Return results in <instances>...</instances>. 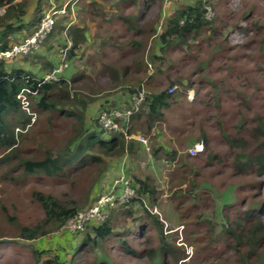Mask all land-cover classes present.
I'll use <instances>...</instances> for the list:
<instances>
[{
	"label": "trees",
	"instance_id": "1",
	"mask_svg": "<svg viewBox=\"0 0 264 264\" xmlns=\"http://www.w3.org/2000/svg\"><path fill=\"white\" fill-rule=\"evenodd\" d=\"M136 1L119 0V7L117 4L116 8L120 9L121 14L116 15V12H111L112 17L107 20L108 25L103 27L107 37L100 39L104 46L112 47L113 53L118 52L115 61L127 60L144 47L142 40H133L134 35H142L143 38L147 33L153 39L152 52L147 55L145 60H134L132 64L133 72L131 71V73L134 75V84L137 86L123 87V91L130 99L129 105L125 109H130L133 95L142 90L144 96L137 112L129 118L128 126L126 127L125 123L121 121L119 122L121 128L119 132L106 134L98 126V117L94 120L86 119L89 106L97 100L95 96L102 91L99 89H111L121 86L124 81H127L126 75L118 73L117 68L107 67L104 62H101L102 70L96 75L97 81L94 80V89L87 88L90 94L85 92L86 83H83L84 79H88L89 73L83 68L69 72L68 78L66 76L67 69H65L66 72L63 71L58 80H44V77L59 65V50L65 48L66 41L71 42V47L66 53L65 61L68 62L88 42L89 23L94 24L97 18H101L98 14L101 4L97 0H81L80 3L85 7L82 9L79 4L75 5L76 21L74 4L71 6L70 3L65 7L64 12L56 17L54 28L44 42L52 40L53 43L58 39L61 42L60 45L54 47V44H50L46 48L42 45L37 52L22 56L23 60L27 57H36L37 59L38 56L42 59H45L44 56L46 59L50 58L45 69L40 71L41 74L43 73L41 77L22 67L7 68L6 62L21 57L0 59V166L11 165V162L15 161L8 170L16 169L21 181L35 177L60 185L68 183L70 186H74L78 179L84 177L88 183L87 186H91V189H94L96 183L116 167V175L107 183L109 186L119 172L117 166L123 157L127 154H136L140 150V145L135 140L125 137L142 134L150 137L151 141L155 139L157 134L152 138L151 131L157 129L159 123L165 120L167 111L182 104L177 97L178 86L184 89L183 95L190 89L195 91L196 95L189 106L204 105L208 111L222 105L221 93L228 94L231 90L230 87L236 88L237 102L231 106L233 109L229 112L232 113L233 117L231 118L236 122L233 129L234 135L221 126V120H215L228 151L222 156L213 153L210 136L207 135L204 128L199 127L197 134L203 143V151L194 157H188L193 161L198 160L199 164L204 163L207 167L213 163L226 162L232 171L230 176L241 179L236 186L239 195L238 202L232 204V201H229L223 204L226 209L236 205L237 210L234 212L236 215L230 219L229 215H225L222 218L220 232L214 236L218 237L222 247L231 250V258H233L231 264H264V115L255 114L249 120L245 113L252 106H260L264 111V95H261V92H264V77L259 75L255 68L248 70L241 62L230 66L232 69L234 67V70H231L228 65L229 58L226 55V51L231 48L230 42L233 34L231 31L240 32L237 34L239 37L240 35L243 37V34H252L253 28H256L257 21L251 19L256 4H249L250 1L247 0L237 4L234 0H193L188 4L177 5L161 20L160 25L159 22L156 24L155 20L146 30L137 26L138 22L145 20L144 14L139 17L127 13L130 8L134 7ZM142 1L144 2V0ZM29 2L28 0L21 2L0 0V10H3L0 13V52L10 49L36 31L42 18L54 3V8L62 7V5H57L55 0L53 4L51 0L44 3L42 0H37L35 6L31 7V13L28 14ZM146 2L148 9L151 4L148 0ZM229 10L237 12L235 13L236 21L232 25L228 22L229 20H223ZM208 11L209 13L213 12L214 16L208 17ZM99 23L95 24L98 29L103 26V23ZM115 23L125 26L124 32L129 35L131 40L126 43L118 41V36L115 37V32L112 31L116 27ZM22 32L26 33L22 39L15 38ZM224 33L226 34L224 35ZM62 34L65 38H61ZM219 37L221 40L216 43ZM61 39L65 41L63 42ZM224 43H227L228 46H224ZM205 44L212 51L207 58L202 60L200 55L204 52ZM154 49H157V52H153ZM259 51H264V43L259 46ZM82 55L79 56L80 60L83 58ZM175 55H180L178 56L179 67L174 61ZM104 56L105 54L101 57ZM108 59L110 58L108 57ZM189 62L195 67L191 68L186 76L185 85H183L181 80L185 76L179 75L180 68L186 67ZM215 62L221 64H218L216 70L212 71L211 67ZM83 63L84 66H88L87 62ZM151 68L153 72L148 75L147 71ZM228 70L230 74L225 79L207 76L214 73L220 75ZM159 76H163V80L155 82ZM99 79L102 83L99 82ZM78 84H81L80 88H74ZM163 85L167 88H163ZM144 87L150 88V91L144 90ZM20 94H24L29 100L27 110L23 108L21 100L18 98ZM68 107H74L77 111L68 110ZM103 110L107 111V109ZM37 114L44 115L42 121L45 126L50 124L54 117L72 118L75 123L73 135L67 140L64 148L55 153L44 149V153L40 157H23L22 144L27 139L23 134L32 132L33 125L37 121ZM244 133L247 135L246 137L243 136ZM190 138L194 140V138ZM191 139L190 142H193ZM184 145L182 144V147ZM162 147L158 143L153 144L152 155L157 157L159 151H162ZM178 152L179 150L168 152L169 160H175L178 157ZM202 154L204 157H199ZM191 174L192 178L189 180L199 177L196 170ZM128 178L134 189L135 197L126 204L120 205V212L115 213L112 207L108 208L109 213L107 212L104 221L88 225V230L83 233L76 249L71 250L70 264H80L82 258L87 256L90 264L92 262L108 264L106 259L99 260L94 257L98 255V251L104 253L102 247L114 236L118 237V246L125 253L137 256V252L131 248L130 241L141 232H152L151 236H146L149 240L155 236L158 238L157 246L148 252L149 261L147 264H172L184 257L183 250L166 240L163 221L161 218L159 219V214L152 212V209L158 207L160 203L155 180L150 176L143 179L129 176ZM182 179L187 180L186 177ZM195 187L196 184L191 183L190 188L193 190ZM254 189L257 190V194L251 195L250 193ZM30 197L43 213L41 220L31 225H24L19 223L17 216L6 215L9 224L15 227V237L26 241L37 242L46 238L48 234L72 218L76 212L86 208H80V204L64 193L55 196L51 193L34 190ZM84 197H88V192H85ZM94 201H91L88 206ZM119 213L130 219L133 224L130 229L120 235L115 231L112 221L113 216ZM210 232H214L213 225L209 229ZM63 233L66 234L65 239L74 235L68 232ZM213 237L207 241L208 246L205 245V250L211 249L217 243ZM15 244L19 243L15 242ZM27 247L31 255L36 257L37 262L42 260V256L49 251L47 248H38L39 246L32 244ZM54 260L55 262L48 261L45 264H60L57 257H54ZM225 264H228V260L225 261Z\"/></svg>",
	"mask_w": 264,
	"mask_h": 264
},
{
	"label": "rangeland",
	"instance_id": "2",
	"mask_svg": "<svg viewBox=\"0 0 264 264\" xmlns=\"http://www.w3.org/2000/svg\"><path fill=\"white\" fill-rule=\"evenodd\" d=\"M97 1L101 4V8L98 11L99 17L101 18H97L96 23H103V26H100V29H98V26L95 25L96 23H89L90 31L88 32V42L85 43L77 54H75L72 60H68V65L65 68L67 72L64 71L67 74V78L69 72L82 70V68L89 73L88 79L83 80V83H86L85 92L89 94L90 91H88V89L93 88L94 80H96L97 77L96 75L102 70L101 62H104V65L107 67L113 66L117 68L119 70L118 73L126 75L125 79L127 81H124L121 86H116L111 89H99L102 91L95 96V99H97L96 102L90 105L87 110L86 119L91 120L97 117L99 120V115L104 112L103 109H107L108 112L116 109L125 110L129 105L128 101H130V99L126 92L123 91V87L136 85L134 84V75L131 73V71L133 72L132 64L134 60H145L147 55L152 52L151 48L153 46V39L149 34L146 33L143 38L142 35H134L133 40H142L144 47L133 54V57L127 58V60L122 59L115 61V58L117 59L118 57V52L113 53L112 47L108 45L104 46L100 39L102 37L106 39L107 37V33H104L105 29L103 27L108 25L107 20L112 17L111 12H116V15L121 14L120 9L116 8L117 4L119 7V0ZM192 1L193 0H148L151 5L147 9L146 0H144V2L142 0H137L134 7L130 8L127 13H132L139 17L144 14L145 20L138 22L137 26L140 29L144 28L147 30L155 20L156 24L159 22L160 25L162 22L161 20H163L177 5L181 3L188 4ZM247 1H250L249 4H256L255 12L251 19L255 20V22L257 21V25L255 26L256 28H253L254 31L252 34H243V37L240 35L241 38L237 34L240 32H235V30L231 31V33L233 32L230 42L231 48L228 47L230 50L226 51V55L229 58L228 65L231 70H234V67L232 69L230 66H234V64L241 62L248 70H253L255 68L259 75L264 77V51H259V46L264 43V0ZM234 2L237 4L238 2H243V0H234ZM79 5L80 9L85 8L82 3H79ZM235 13H237L235 10H229L223 20H229L228 22L232 25L234 21H236ZM74 16H76V12H74ZM213 16L214 13L210 12L209 17ZM159 25L157 26L158 28ZM124 28L125 26L117 23L116 27L112 29V31L115 32V37L118 36L117 39L120 43H126L131 40L129 39V35L124 32ZM225 34L226 33H224V35ZM61 38H65L63 34ZM61 40L63 42L65 41L64 39ZM220 40L221 38L219 37L216 43ZM60 43L58 39L54 40L53 43L52 40H50L44 43L43 47L46 48L50 44H54V47H56V45H60ZM224 46H228V44L224 43ZM211 51L210 47L205 44L204 54L202 53L200 55L202 60L207 58L211 54ZM153 52H157V49H154ZM81 54H83L82 60L79 59ZM103 54H105V56L102 58L101 56ZM178 56L180 55L174 56L176 57L174 61L177 67L180 66ZM44 57L45 59L39 56L37 59L36 57H27V59L24 60L21 57L22 59L19 58L20 60L17 59L6 62L7 68L22 67L28 71L39 74L41 77L43 73L41 74L40 71L44 70L50 62V58L46 59V56ZM108 57L110 59H108ZM82 61L87 62L88 66H84ZM190 64L189 62L186 67L180 68L181 71L179 75L185 76L181 80L183 85H185L186 76H188L191 68L195 67L194 64ZM218 64L221 63L215 62L213 64L211 67L212 71L216 70ZM152 72V68L148 69L147 74L150 75ZM228 74H230L229 70L220 73V75L214 73L207 76L209 78L218 77L217 79H225ZM236 77H238V74H236ZM161 80H163V76H159L155 82ZM99 82L102 83L100 79ZM80 85L81 84H78L74 86V88H80ZM163 88L167 87L163 85ZM230 88L231 90L228 94H220L223 106L221 105L219 108L215 107L214 110L210 109L208 111L204 105L189 106V103L196 95L195 91L190 89L183 95L184 89L178 86L176 89L177 97L182 104L167 111L165 113V120L161 121L157 126L158 130L155 128V130L151 131L150 136L153 138L157 134V137L153 139L152 142L150 137L142 134H133L129 136L140 145V150L136 154H127L124 156L120 161L121 163L118 165L119 167L117 166L118 171L123 169L127 177L143 179L146 176H150L155 180L160 203L158 207L152 209V212H156L154 214H159V219L161 218L163 221V232L166 240L175 247L180 248V250H183L185 254L177 263L174 261L172 264H225L227 260L228 264H231L230 262L233 260V258H231V250L225 249L224 246L222 247L220 240L218 237L215 238L214 235L220 232L222 218L225 215H229V219L234 218L236 215L234 213L237 210V208H235L236 205L226 209L223 207V204L229 201H232V204L238 202L239 195L236 186L240 183L241 179L230 176L232 171L229 169L226 162L213 163V165L207 167L204 163L199 164L198 160L193 161V159H189L188 157L189 149L193 146L194 142L200 140L197 134L199 127L204 128V131L210 136L211 150L213 153L222 156L228 151L225 141L222 140L217 129L215 120H221V126L225 127L229 133L234 135L235 132L233 129L236 122L235 119L231 118L233 117L232 113L229 112L233 109L231 106L237 102V90L233 87ZM144 90L150 91V88L147 89V87H144ZM261 95H264V92H261ZM19 96H21L20 100H25L28 103L29 100L24 94H20ZM257 97L259 96L257 95ZM260 102L263 103L262 100H260ZM67 109L71 111L74 109L77 111L74 107H68ZM245 113L248 119L255 114L264 115L263 108L260 106H252L251 109ZM36 119L37 121L35 120L36 122L33 125L32 132L26 135L23 134L27 139H25L22 144V156L37 158L43 155L44 149H48L52 153L63 149L67 140L73 135L74 120L72 118H66L65 116L58 118L54 117L51 123L45 126L42 121L44 115L37 114ZM248 123L251 122L248 121ZM98 126L101 129L99 121ZM140 136L146 139L147 143L145 146L137 141V138ZM243 136L246 137L247 135L244 133ZM190 137L194 138V140ZM190 139L193 142H190ZM155 143H158L159 146H163L162 151H159L157 157H154L151 151L152 145H155ZM182 144H185L184 147H182ZM171 150H179L177 154L178 157L173 161H170L167 156V153ZM202 156L203 154L199 157ZM14 162L15 161H12L11 165H5L4 167L0 166V233H2V236H0V264H45V262L48 261L55 262L54 257L58 258L60 264H70L69 259L71 250L76 249L77 243H79L83 233L88 230V226H86L81 233H74V235H71L69 239H65L66 234L63 233V225H61L40 241H26L15 237V227L9 224L6 215L17 216L19 218V223L24 225H31L41 220L43 218V213L30 197L31 192L34 190L51 193L55 196H60V193H64L80 204V208H85L91 201H94L99 194L105 193L108 190L109 186L107 183L116 175V171L113 170L111 173L105 174L106 176L96 183V187L91 189V186H87L88 183H86L84 177L78 179L74 186H70L68 183L66 185H60L58 183L43 181V179L40 180L35 177L21 181L22 179L18 177L19 172H16V169L13 171L8 170L9 166L11 167ZM194 170L199 173V177L195 180H189V178H192L191 173ZM185 173H187V175H184ZM184 176L187 179L185 181L182 179L185 178ZM191 183L196 184L193 190L190 188ZM85 192H88V197L86 198L84 197ZM248 192L250 193V190H248ZM250 194H257V190L254 189ZM63 198H65L64 195ZM119 206L120 205H115L112 207L115 213L120 212ZM112 221L114 229L119 235L133 226L131 220L120 215V213L114 215ZM211 224L214 229L213 233H209V229L212 227ZM152 234V232H141L138 236L136 235L137 237L135 236V239L130 241L131 248L137 252V256L125 253L121 247L118 246V237L114 236L102 247L104 253L102 254V251H98V255L94 258L99 260H103L104 258L109 262L108 264H147L149 261L147 257L149 250L155 248L158 244L157 236L153 237L152 240L146 237ZM211 237L216 239L217 243L213 245L211 249L205 250V245ZM15 242L19 244L16 245ZM30 244L39 246L38 248H47L49 251L42 256V260L37 262L36 257L31 255L27 249V246ZM87 258L89 257L82 258L83 260L80 264H90L91 262L87 260ZM92 264H96V262H92Z\"/></svg>",
	"mask_w": 264,
	"mask_h": 264
},
{
	"label": "built area",
	"instance_id": "3",
	"mask_svg": "<svg viewBox=\"0 0 264 264\" xmlns=\"http://www.w3.org/2000/svg\"><path fill=\"white\" fill-rule=\"evenodd\" d=\"M65 7L66 5H64L62 9H56L52 6L42 18L37 30L30 36L24 38L20 43L13 45L10 49L0 52V59L22 57L40 50L41 46L54 28L56 17L64 12ZM207 16L209 17V11ZM70 47L71 42L67 40L65 48L59 50V65L53 69L51 73L47 74L44 77V80H58L59 76L67 67L65 58ZM143 97V91L141 90L137 94L133 95L130 109H116L109 112H102L99 115L98 120L101 129L106 134L119 132L121 130L119 122L121 121L125 123L127 127L129 118L132 114L137 112L143 101ZM18 98L21 99V96L18 95ZM21 104L23 105V108L27 110L28 103L25 100H21ZM125 138L130 139L129 136H126ZM137 141L144 146L147 143L143 136L137 138ZM202 151L203 143L200 139L194 142L193 146L188 151V155L194 157ZM118 173L119 174H117V176L112 180L105 193L99 194L90 206L79 210L72 218L68 219L63 224L62 229L64 232L74 234L83 231L89 224L100 223L105 220L108 208L114 207L115 205H124L135 197L134 189L131 187L129 178L125 175L124 170L120 169Z\"/></svg>",
	"mask_w": 264,
	"mask_h": 264
},
{
	"label": "crops",
	"instance_id": "4",
	"mask_svg": "<svg viewBox=\"0 0 264 264\" xmlns=\"http://www.w3.org/2000/svg\"><path fill=\"white\" fill-rule=\"evenodd\" d=\"M21 1H22V0H16V2H21ZM28 1H30V2H29V4H28V7H27V8H28V14H30L31 11H32V8H31V7L35 6L37 0H28ZM46 1H47V0H42V3L46 2ZM51 1H53V2H52V4H53V3H54V0H51ZM56 1H57V2H56ZM80 1H81V0H55V2H56L57 5H59V6L62 5V7L59 8V9H62L64 5L67 6L68 4L71 3V6H72V5L74 4V6H73L74 12H75V9H76L75 5H78V4L80 3ZM54 4H55V3H54ZM54 4H53V6H55ZM2 12H3V10L0 11V13H2ZM74 18H75V21H76V16H75ZM72 19H73V18H72ZM73 20H74V19H73ZM73 20H72V21H73ZM75 21H73V22H75ZM25 34H26V33L22 32V33H20L19 35H17L15 38L22 39V38L25 36ZM95 102H96V101H95ZM95 102H94V103H95ZM94 103H93V104H94ZM118 167H119V166H118ZM115 168H116V167H114L113 169L115 170ZM116 169H117V168H116ZM110 171H111V170H110ZM110 171H109V172H110ZM110 173H111V172H110Z\"/></svg>",
	"mask_w": 264,
	"mask_h": 264
}]
</instances>
